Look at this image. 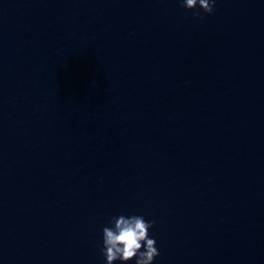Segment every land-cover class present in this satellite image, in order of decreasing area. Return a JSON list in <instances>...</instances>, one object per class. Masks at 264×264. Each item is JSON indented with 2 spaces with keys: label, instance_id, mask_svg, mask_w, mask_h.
<instances>
[{
  "label": "water",
  "instance_id": "95a60500",
  "mask_svg": "<svg viewBox=\"0 0 264 264\" xmlns=\"http://www.w3.org/2000/svg\"><path fill=\"white\" fill-rule=\"evenodd\" d=\"M0 0V264H264V0ZM119 264V262H117Z\"/></svg>",
  "mask_w": 264,
  "mask_h": 264
},
{
  "label": "clouds",
  "instance_id": "9594fccd",
  "mask_svg": "<svg viewBox=\"0 0 264 264\" xmlns=\"http://www.w3.org/2000/svg\"><path fill=\"white\" fill-rule=\"evenodd\" d=\"M217 0H181V6L196 12V18L204 17L197 11L208 15L214 13ZM154 222L146 221L142 215L114 216L109 226L103 228L101 255L106 264H155L160 253L157 241L150 236Z\"/></svg>",
  "mask_w": 264,
  "mask_h": 264
}]
</instances>
